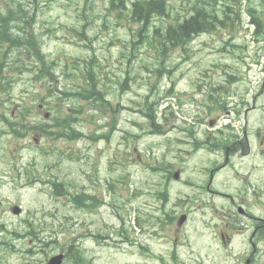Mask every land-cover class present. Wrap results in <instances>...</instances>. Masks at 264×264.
<instances>
[{
    "label": "rangeland",
    "instance_id": "rangeland-1",
    "mask_svg": "<svg viewBox=\"0 0 264 264\" xmlns=\"http://www.w3.org/2000/svg\"><path fill=\"white\" fill-rule=\"evenodd\" d=\"M112 1H46L27 30L51 69L40 82L32 80L40 66L34 52L23 56V66L17 65L19 48L7 54L10 90L9 97L0 94L8 98L0 112L18 122L26 112L24 126L57 132L49 136L29 130L25 135L23 130L16 136L0 117V264H44L71 244L80 253L72 258H86L80 264H148L149 251L156 257L203 253L204 262L213 264L218 238L210 232L208 209L222 208L226 201L218 195L201 200L199 179L212 161L224 162V147L234 135L242 137L243 127L252 152L221 167L223 175L214 178L212 189L225 176L233 196H245L255 186L264 189V159L255 130L259 120L255 125L256 120L234 114L245 99L250 103L257 95L256 119L264 104V0H225L232 7L225 27L195 36L166 56L149 34L161 22H172L177 11L190 15V0H169L172 18L147 22L131 20L130 3L136 0H127L125 11L118 4L110 9ZM216 1L220 8L221 0ZM23 6L31 12L29 1ZM253 19L259 20L257 29ZM85 68L93 70L95 92L103 93L97 104L96 97L73 96ZM63 117L70 118L58 125L68 127V136L58 138L61 131L52 126ZM211 120L217 124L213 129L208 128ZM203 142L212 156L199 146ZM215 144L220 148L211 147ZM171 167L182 176L161 199L162 178ZM53 179L71 193L91 197L88 208L55 195ZM14 204L22 208L21 216L10 213ZM185 208L190 220L175 232V212ZM167 226L174 230L176 246L160 239ZM71 262L66 257L65 264Z\"/></svg>",
    "mask_w": 264,
    "mask_h": 264
},
{
    "label": "flooded vegetation",
    "instance_id": "flooded-vegetation-1",
    "mask_svg": "<svg viewBox=\"0 0 264 264\" xmlns=\"http://www.w3.org/2000/svg\"><path fill=\"white\" fill-rule=\"evenodd\" d=\"M236 116L241 118L242 116L246 120L247 111L243 113L234 112ZM211 124V122H209ZM246 125V121H245ZM259 145L261 146L260 155L264 157V137L261 138ZM221 145H212L211 147L215 149L220 148ZM225 159L223 162H217L216 160L206 168L205 172L207 175H203L200 180L203 182L200 195H205L206 191L209 194L219 195L225 198L226 201L222 208H209L211 211L209 214V226H212L210 231L213 237L216 239L217 247L215 248L216 255L211 257L216 260L213 264H264V207H262V200H264V189L257 186L252 188V191L245 196L236 194L232 195L231 190L228 188V178L225 176L224 181H222L219 186L224 187L227 193H221L220 189L218 191L211 189V184L214 182V178L223 175L219 172L221 167L230 164V160L235 156L245 157L251 154L250 139L247 134V130L243 127L242 137L239 138L238 135H234V140L231 142L230 146L224 147ZM173 171L171 172V170ZM167 181L168 186L172 183L178 182L181 179V170L174 169L171 167L167 170ZM244 177H241L240 182H242ZM173 180V181H171ZM216 186V184H215ZM245 185L244 187H248ZM199 195V196H200ZM204 195L202 197H204ZM261 206V207H260ZM185 214L188 216V222L190 220V210L182 209L177 210L175 214ZM165 211L163 214L166 215ZM174 218V217H173ZM173 220V219H172ZM212 221H215L212 223ZM180 230L175 229V232ZM214 240V239H212ZM164 244L166 246L175 245L170 239L163 238ZM188 244V239L186 238ZM192 251L186 252L184 255H172L171 252L165 253L163 256H149L148 264L151 262H156L158 264H206L204 262L205 255L199 253L196 256L189 255ZM220 254V256H217Z\"/></svg>",
    "mask_w": 264,
    "mask_h": 264
},
{
    "label": "trees",
    "instance_id": "trees-1",
    "mask_svg": "<svg viewBox=\"0 0 264 264\" xmlns=\"http://www.w3.org/2000/svg\"><path fill=\"white\" fill-rule=\"evenodd\" d=\"M29 1L32 2L33 8L37 6V4L33 2L37 0ZM126 2L127 0L112 1L110 9H116V4H118L119 8L125 11L127 9ZM130 8V17L133 22H139L140 20L144 19L145 22H147L151 20L152 17L169 19L172 18L171 5L169 3V0H136L132 2ZM24 9L25 8L23 5L17 4L7 8L6 11H0V46L8 44L10 45V47H19L24 44V41L26 39H28L29 44L31 42H35L33 34L27 35L25 33H22V30L25 29L20 27L19 25V23L21 22L24 25L26 23L30 24L33 21L32 14L26 12ZM188 11L191 14L184 16H182L183 14H179L177 11L176 13H174V19H172V22H161V25L156 26L153 32L149 34V36H151L153 40H159V52L162 55L166 56L169 55V52L173 49L183 48L184 45L190 42L192 38L198 34L211 32L215 28L224 26L226 24L212 0H190ZM221 12L224 15H226L227 13V11L222 10ZM256 24L258 25L259 23L257 22ZM141 31H145L144 27L139 30V32ZM6 58V54L0 55V94L8 93L10 88V82L5 81L6 75L4 66L7 60ZM41 62L42 68L38 70L40 71V76L37 75V78L44 77L51 73L50 65H48L43 60ZM88 65L91 66L90 63ZM80 76L83 80V83L79 87V90L73 96L78 95L83 99L90 98V96L98 97L99 93L95 92L97 83L93 70L91 71L88 68H85L83 71H81ZM98 100L99 99L96 98V101ZM70 117L56 119L55 124L57 125L54 124L52 126L53 128L58 129V131H61V133H57L59 137L68 136V127L65 126L63 130H61L63 126H59L58 123L65 120V122L63 123L64 125L66 123V120H69ZM18 126L19 125L14 124L13 130L17 131V129H19ZM51 132L57 131L52 130L48 132V134L51 135ZM51 181L53 182V187L55 189L56 195L67 194L68 191L64 188V185L62 183H56L54 179ZM66 251L69 258L80 255V253L77 252L73 245H69L66 248ZM75 264L77 263L75 262Z\"/></svg>",
    "mask_w": 264,
    "mask_h": 264
},
{
    "label": "water",
    "instance_id": "water-1",
    "mask_svg": "<svg viewBox=\"0 0 264 264\" xmlns=\"http://www.w3.org/2000/svg\"><path fill=\"white\" fill-rule=\"evenodd\" d=\"M12 212L14 214H19L20 213V209L18 208V206H14L13 209H12ZM184 221V218L180 219L179 221V225H181ZM62 259H63V255H57V256H54L52 257L47 264H61L62 262Z\"/></svg>",
    "mask_w": 264,
    "mask_h": 264
}]
</instances>
